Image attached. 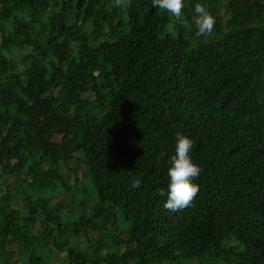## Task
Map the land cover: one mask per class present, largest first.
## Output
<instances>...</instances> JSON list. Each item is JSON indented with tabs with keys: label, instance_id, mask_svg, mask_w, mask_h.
<instances>
[{
	"label": "trees",
	"instance_id": "16d2710c",
	"mask_svg": "<svg viewBox=\"0 0 264 264\" xmlns=\"http://www.w3.org/2000/svg\"><path fill=\"white\" fill-rule=\"evenodd\" d=\"M183 3L0 0V264H264V0ZM177 133L199 193L169 212Z\"/></svg>",
	"mask_w": 264,
	"mask_h": 264
},
{
	"label": "clouds",
	"instance_id": "9594fccd",
	"mask_svg": "<svg viewBox=\"0 0 264 264\" xmlns=\"http://www.w3.org/2000/svg\"><path fill=\"white\" fill-rule=\"evenodd\" d=\"M131 0H113V7H127ZM152 6L166 12L170 17L181 25L187 26L188 21L183 15V0H151ZM195 15L192 22L197 29L198 37L208 38L213 34L216 23L207 10L206 6L197 2L194 5ZM175 154L170 157L167 169L168 184L166 190L157 189L159 196H166L163 208L169 212H178L192 205L199 193V185L194 183L201 172L200 167L191 159V150L194 141L188 136L177 133L175 136ZM141 185L139 179L133 184L132 188L137 189Z\"/></svg>",
	"mask_w": 264,
	"mask_h": 264
},
{
	"label": "rangeland",
	"instance_id": "374dc122",
	"mask_svg": "<svg viewBox=\"0 0 264 264\" xmlns=\"http://www.w3.org/2000/svg\"><path fill=\"white\" fill-rule=\"evenodd\" d=\"M234 1V0H233ZM225 16V15H224ZM167 29L169 30V31H172V27H167ZM39 30V29H38ZM12 59H13V62H14V64H13V66L14 67H23V71L28 67V63L27 62H25V61H22V60H19L16 56H13L12 57ZM100 119H95V122H98ZM53 141L54 142H60L61 141V136H54L53 137ZM80 154H81V156H83V153L82 152H80ZM23 183V181L20 179V176H17L16 177V185H17V187L20 185V184H22ZM70 187H75V185L74 184H71V185H69ZM5 190V187H4V185L3 184H1L0 183V193H3V191ZM91 201V203H93V201L92 200H90ZM65 206H66V202H65ZM75 213H76V209H75ZM62 219H63V221L64 222H69L70 220H75V215L74 214H70L69 212H65L64 214H63V216H62ZM125 233H126V231H125ZM126 236H127V234H126ZM102 242L103 243H105L106 245H112V244H114V243H116V240L115 239H113V238H108V239H105V240H102ZM54 258L56 259V260H58V262L59 263H64V261H65V259H64V257L63 256H58V255H54ZM97 258V255L95 254V255H92V256H90V259L91 260H93V261H99V262H97L96 264H104V263H102V262H100V260H98V259H96ZM200 260L205 264V263H207L208 261H209V259L206 257V256H203V257H200ZM167 264H179L178 263V261H174V262H169V263H167Z\"/></svg>",
	"mask_w": 264,
	"mask_h": 264
}]
</instances>
